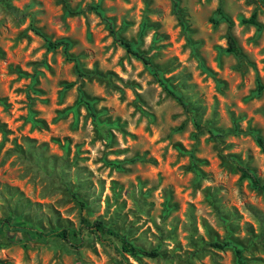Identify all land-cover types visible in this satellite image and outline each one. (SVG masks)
I'll return each mask as SVG.
<instances>
[{
  "label": "rangeland",
  "instance_id": "obj_1",
  "mask_svg": "<svg viewBox=\"0 0 264 264\" xmlns=\"http://www.w3.org/2000/svg\"><path fill=\"white\" fill-rule=\"evenodd\" d=\"M0 0V220L39 229L80 227L78 193L101 218L157 256L131 264H264V0ZM119 35L159 66L183 105L127 51ZM218 9L229 16L230 25ZM257 14L258 25L242 19ZM97 74L80 76L63 47ZM232 33L242 55L228 51ZM103 74L105 78L97 76ZM89 99L111 138L98 133ZM214 130L215 132H212ZM198 170V172H197ZM9 243L5 264H119L89 231ZM215 241H229L224 248Z\"/></svg>",
  "mask_w": 264,
  "mask_h": 264
},
{
  "label": "trees",
  "instance_id": "obj_2",
  "mask_svg": "<svg viewBox=\"0 0 264 264\" xmlns=\"http://www.w3.org/2000/svg\"><path fill=\"white\" fill-rule=\"evenodd\" d=\"M62 2H63L64 11L67 14H77L81 12L80 10L73 9L69 4L68 0H62ZM90 7L91 9L96 11L99 15H101L102 18L107 22L108 28L110 29L111 33L114 35L116 41L120 42L127 49L128 52H130L137 58L141 59L146 65H148L154 76L158 79L159 82L162 83L164 88L178 101H180L183 105H186V101L183 98V96L179 92H177L172 87V85L168 83V81L163 77L162 71L159 69V66L156 65L152 61V59L148 57L145 53L138 50V48H136L132 42L126 40L125 38L119 35V32L115 29L112 20L104 16L100 5L96 4V5H91ZM174 9L175 12L177 13L178 19L182 24L183 28H186V23L183 20V15L178 0H174ZM218 13L220 14V17L226 20L230 25L233 24L232 19L229 16H227L222 9H218ZM242 22L245 24H253V25L259 24L256 13L252 14V16L249 18L242 19ZM34 30L37 34H39L45 39L48 49L54 50L59 47H63L68 59L75 61L76 64L75 66L80 76L97 74L93 71L85 70L81 66L77 57H74L69 53V48L71 46L70 40L66 38L52 40L41 29L34 27ZM228 43H229V47H228L229 52H232L239 56L242 55L241 48L239 47L238 42L232 33H229L228 35ZM97 76L101 78L108 77L103 74H98ZM82 100L85 102L90 114L94 118V122L98 133L103 134L108 139L111 138L112 136L111 131L108 129V127L104 126L101 123L98 117V112L95 110L91 101L89 99H86L85 97H82ZM0 131L2 132L5 131L2 125H0ZM212 132L215 131L212 130ZM256 141L264 152V139L261 136L256 135ZM237 167L241 171L242 174L241 176L243 179H248L250 183L254 186V188H256L257 190L264 191V183L261 181L260 177L257 175L255 171H253L251 168H249L240 161L237 162ZM70 192L72 197L79 203L82 212L80 227L78 229L72 227L55 228L48 230L39 229L29 225L16 223L14 216L9 215L4 219L0 220V232L1 231L7 232L6 239L8 240L9 243L22 242L24 238L23 234L26 233L30 239L33 237H37V238L57 237L76 245L74 240L87 230L91 233H95L106 246L110 247L116 253V255L119 257L118 259L119 264H131L128 263L125 253L131 255L136 259L140 258L141 256H148V257L157 256V252L155 250H147L144 247L134 243L131 239L128 238L126 234L121 233L119 229L114 225L109 224L108 222H106L101 218L91 219V217L84 214L83 211L88 207L87 202L84 199L80 198L78 193L74 191H70ZM230 244L231 243L229 241H224V242L215 241L213 243V246L218 248H224L225 246H228ZM235 252L237 254L239 263L247 264L242 257L243 248L240 246H235ZM0 264H5V262L0 260Z\"/></svg>",
  "mask_w": 264,
  "mask_h": 264
}]
</instances>
